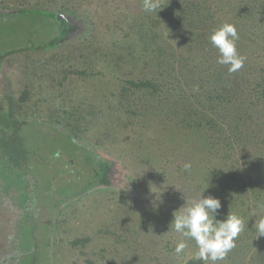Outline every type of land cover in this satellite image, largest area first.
I'll list each match as a JSON object with an SVG mask.
<instances>
[{
    "label": "rangeland",
    "instance_id": "1",
    "mask_svg": "<svg viewBox=\"0 0 264 264\" xmlns=\"http://www.w3.org/2000/svg\"><path fill=\"white\" fill-rule=\"evenodd\" d=\"M260 2L263 17L259 22L264 27V0ZM165 4V0H161L163 7L148 14H156L159 20L158 14L165 9ZM23 6L78 10L92 19L93 34L81 43L67 44L63 48L17 53L5 58L0 69V98L5 100L10 96L20 107L15 111L19 117L32 116L29 117L30 123L22 126L19 140L28 153L42 154L39 168L47 157L43 154L60 147L74 160L75 153L86 163L95 160L93 165L97 169L98 162L94 159L96 147L86 139L116 160L117 166L124 169L120 175L125 184L130 182L131 186L126 188L123 184L117 189L93 186L90 181L96 175L91 168H86L83 173L86 177L84 183L58 182L57 188L72 198L57 209L52 234L45 226L47 229L38 228L36 239L31 240L30 231L33 230L26 218L18 223L21 233L18 248L23 252L18 264H47L46 253L50 254L49 264H184L188 258L194 257L197 249L194 241L189 240L185 253L179 257L175 254L177 234L168 231L173 212L183 205L184 197L186 200L197 197L207 181L210 186L203 195L215 197L213 176L201 171L200 155L198 157L193 152H185L186 156H180V152L174 155L178 156L176 160L183 158V162L195 165L191 173L195 178L192 175L188 177L178 165L171 166L168 159L170 153L177 152L175 145H159L151 141V135L141 127L137 118L123 113L121 103L113 95L118 94L121 78L130 69L120 63L113 67L116 61L112 56H106V53L114 52V41L121 46L134 40L132 28L136 16L144 12L142 0H0V11L4 14L16 13L17 8ZM32 18L37 22L40 17L32 14L28 18L10 16L8 22L0 21V53L34 43L48 46L47 30L39 35L40 38L28 39L29 34L42 29L39 22L37 25L28 20ZM44 20L50 22L48 18ZM158 23L164 26L163 22ZM22 95L23 102L20 100ZM99 108L103 113L100 114ZM108 108L119 110V113L103 110ZM41 119L59 122L61 127L84 139L70 135L69 131V134L55 131L49 122ZM8 141L6 138L5 144L8 145ZM99 149L96 151L101 154ZM7 158L0 149V188H24L22 170L18 171L15 163L10 165ZM33 160L37 162L36 158ZM30 171H36L29 175L30 183H37L36 196L43 191V185L57 178L56 170L33 168ZM242 188L247 205L233 207L230 212L241 216L246 227L237 237L236 246L218 264H264V236L256 237L255 217L249 216L258 203H264V185L260 189L256 186L252 189L249 185ZM73 190L81 193L71 194ZM150 190L156 193V198L163 191L162 202L157 201L158 208L154 209L150 203L155 197ZM255 193L262 194L260 200ZM31 225L35 226V223L31 222ZM82 238H87V241L72 244L74 239Z\"/></svg>",
    "mask_w": 264,
    "mask_h": 264
},
{
    "label": "trees",
    "instance_id": "2",
    "mask_svg": "<svg viewBox=\"0 0 264 264\" xmlns=\"http://www.w3.org/2000/svg\"><path fill=\"white\" fill-rule=\"evenodd\" d=\"M171 1L165 0L167 5L158 14L159 20L156 14L150 16L145 11L137 15L132 28L134 40L121 46L114 41V52L106 53L108 58L112 56L116 61L113 67L120 63L130 69L123 78L120 77L119 92L113 96L121 103L123 113L137 118L151 135V141L175 145L177 152L170 153L168 159L171 166L178 165L189 177L195 165L185 171L183 164L188 161L179 158V162L174 153L200 155L201 171L213 176L215 197L221 202L217 218L223 219L231 208L247 205L243 185L252 189L264 185V27L259 22L263 17L260 9L263 5L261 0ZM31 14L40 17L39 25L33 18L28 20L36 22L42 29L33 31L28 39H35L47 30L48 46L34 43L8 49L0 53V63L17 53L28 54L81 43L93 34L92 19L72 8L50 10L23 6L17 8L16 13L0 11V21L8 22L10 16L28 18ZM222 22L235 25L239 36L236 46L245 57L243 67L236 73L229 74L226 66L217 64V50L208 39L210 31ZM69 28L72 29L70 38L58 42ZM20 100L24 101L23 95ZM17 108L20 107L10 96L5 100L0 98V143L3 146L0 149L13 165L18 163L15 157H22L25 163L26 157L27 162L30 159V153L19 140V132L22 126L30 123L32 116L19 117L15 112ZM99 109L100 114L103 113ZM103 110L119 113L115 109ZM65 129L80 138L74 131ZM6 138L10 140L8 145ZM80 139L83 141L84 138ZM84 140L96 147L95 154L105 158L98 164L99 170H94L96 176L90 184L98 180H104L101 184H105L106 174L104 178L102 175L107 162L111 167L114 162L109 155L96 151L100 148L97 144ZM94 161L89 162L90 165ZM191 177L195 178L194 175ZM255 195L261 199L262 194ZM61 202L52 204L50 210L56 209ZM56 217L57 214L53 222L46 223L50 231L55 230ZM86 241L87 238L74 239L72 244ZM184 264L203 262L190 257Z\"/></svg>",
    "mask_w": 264,
    "mask_h": 264
},
{
    "label": "clouds",
    "instance_id": "3",
    "mask_svg": "<svg viewBox=\"0 0 264 264\" xmlns=\"http://www.w3.org/2000/svg\"><path fill=\"white\" fill-rule=\"evenodd\" d=\"M162 7L161 0H142V10L145 12L156 13ZM208 39L217 50V64L226 66L229 74L236 73L243 67L245 57L237 49L239 36L234 24L222 22L210 31ZM191 167L190 162L183 164L185 171H189ZM209 186L207 181L197 197L190 200L184 197L183 205L173 212L168 231L177 234L174 252L178 257L185 253L188 241L191 240L197 249L193 259L202 261L203 264H218L236 246V239L246 227V221L229 211L223 219H218L220 200L211 195H203ZM150 192L155 194L150 203L154 209L158 208L157 201L162 202L163 191L159 193V198H156L155 192ZM249 216L255 217L253 227L256 237L264 236V203H258Z\"/></svg>",
    "mask_w": 264,
    "mask_h": 264
},
{
    "label": "flooded vegetation",
    "instance_id": "4",
    "mask_svg": "<svg viewBox=\"0 0 264 264\" xmlns=\"http://www.w3.org/2000/svg\"><path fill=\"white\" fill-rule=\"evenodd\" d=\"M3 62L4 61L0 63V69L2 68ZM41 121L49 122L50 126L53 127L55 131L59 130L61 132H67V134H69L68 131L64 127H61L56 121L50 119H41ZM54 133L55 132H52V134ZM55 148L53 151L49 153L47 151V154H43L47 155V157L45 162L42 163L43 165L41 168L37 167L41 163L40 157L42 155L38 152H32L29 154L30 159L32 157L36 158L37 162H34L32 158L31 160L29 159L27 164H25L23 159L21 160L20 158H18V163L16 164V166L18 167V171L22 170L21 178L24 181V188L17 189L13 186L12 188L8 189L0 188V223L2 224L3 222L6 224L4 226H2L3 224H0V264H18L19 259L21 258L20 254L23 252L18 248L20 246L21 236L19 235H21V233L17 227L18 223L21 222V220H24V218H26V222L33 230L30 231L29 239L34 240L36 239L37 233L39 232L38 228L41 229L42 227H44L45 229H47L48 225L46 228V223L48 221H53V217L56 216V211L59 206L66 202V200L72 198V195H64V190H61V188H57L58 182L65 183V181H68L79 185V183L85 182L86 177L83 173L86 172V168L99 170L94 168L93 165H90L89 162L86 163L85 161H83L78 154H73V157L74 155H76V160H74L73 158L68 157L69 154H66V152L62 151L60 147ZM94 155V159H96L99 165L101 164L100 162L105 161V158H103L102 156H99L95 153ZM107 163L108 166L105 167V172L103 173L102 178H104V175L111 170V163ZM9 164L13 165V163L11 162H9ZM33 168L34 170H56L57 173V178L54 177V175V178L51 179V183L42 186L41 190L43 189L42 192L44 194L41 192L39 196L35 195V192H38L37 183H30V173L31 175L36 173V171H30L33 170ZM58 176L60 177L58 178ZM103 181L98 180L93 184V186H97L101 184V182L103 183ZM22 193L25 198H21ZM73 193H75L74 195H77L81 193V191L73 190L71 194ZM56 200H62V202L56 209L51 211L50 206L52 204L54 205L57 202ZM31 222H36V226L31 225ZM50 234H52V231ZM51 245L52 243L49 236V249ZM34 248L35 250L37 249L36 246H34ZM45 255L46 261L44 259L43 260L45 261V263L47 262V264H49L50 254L46 253Z\"/></svg>",
    "mask_w": 264,
    "mask_h": 264
},
{
    "label": "water",
    "instance_id": "5",
    "mask_svg": "<svg viewBox=\"0 0 264 264\" xmlns=\"http://www.w3.org/2000/svg\"><path fill=\"white\" fill-rule=\"evenodd\" d=\"M61 16H64L62 14H60ZM72 29L70 30V28L68 29V31L65 32V36L62 40H59L58 42H64L65 40L69 39L70 36L72 35ZM102 155H107L105 153H103L102 151H100ZM108 156V155H107ZM109 157V156H108ZM111 160L114 162V165H112L111 170L106 173V179L107 182L105 184H99L97 187H106V188H115L117 189L118 186L120 187V185H123L127 187H130L131 184L130 182H128L127 184H125V180L122 178V176L120 175L121 171L124 170L123 168L117 166V162L114 158H111ZM117 166V168H116ZM122 180H124V183L122 182Z\"/></svg>",
    "mask_w": 264,
    "mask_h": 264
}]
</instances>
